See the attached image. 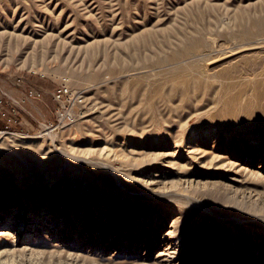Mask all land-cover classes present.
<instances>
[{
    "label": "rangeland",
    "instance_id": "rangeland-1",
    "mask_svg": "<svg viewBox=\"0 0 264 264\" xmlns=\"http://www.w3.org/2000/svg\"><path fill=\"white\" fill-rule=\"evenodd\" d=\"M259 22L264 0H0V85L41 91L0 135V264H264Z\"/></svg>",
    "mask_w": 264,
    "mask_h": 264
},
{
    "label": "built area",
    "instance_id": "built-area-1",
    "mask_svg": "<svg viewBox=\"0 0 264 264\" xmlns=\"http://www.w3.org/2000/svg\"><path fill=\"white\" fill-rule=\"evenodd\" d=\"M16 86L21 85V80L17 79ZM66 89H58L64 92ZM60 94H58L59 96ZM41 96V91L37 88H30L25 91L21 98L11 97V95L0 85V135L10 130L11 127L20 123L19 110L23 108V102ZM59 100L58 98H56Z\"/></svg>",
    "mask_w": 264,
    "mask_h": 264
},
{
    "label": "bare ground",
    "instance_id": "bare-ground-1",
    "mask_svg": "<svg viewBox=\"0 0 264 264\" xmlns=\"http://www.w3.org/2000/svg\"><path fill=\"white\" fill-rule=\"evenodd\" d=\"M262 21V20H261ZM260 23H262V22H259V24ZM258 24V25H259ZM263 25H264V23H262ZM239 26V25H238ZM245 28V27H244ZM252 28H253V26H252ZM257 28H259V26L257 27ZM263 29V30H262ZM262 29H260V30H262V31H264V28H262ZM247 32V31H246ZM244 34V33H243ZM251 63H249L248 65H250ZM252 70H254L256 67L255 66H252V67H250ZM235 70V69H234ZM261 71H264V67L261 69ZM230 74V72L229 71H226L225 73H224V75L225 74ZM180 76V75H179ZM182 82H183V84H182V82H180L182 85H181V88L183 89V90H187V88L189 87V84H191V81H190V79H186L185 77H183L182 78V80H181ZM264 84V79L263 80H259V81H255V82H253V83H251V84H255V85H257V88H254V94H252L251 96H256L257 95V97H256V99L253 101V102H251V103H261V100H263V103H262V105H261V107L262 108H264V88H261L258 84ZM235 83H232L231 85H234ZM208 85V84H207ZM241 89H243L244 90V88L242 87V88H240V89H238V90H241ZM237 98V93H235L234 95H231V100H235ZM248 103V102H247ZM248 117V120L250 119L249 118V116H247ZM254 119L253 120H255L257 123H264V115L261 113V112H258V114L256 113V115L253 117ZM264 125V124H263Z\"/></svg>",
    "mask_w": 264,
    "mask_h": 264
},
{
    "label": "trees",
    "instance_id": "trees-1",
    "mask_svg": "<svg viewBox=\"0 0 264 264\" xmlns=\"http://www.w3.org/2000/svg\"><path fill=\"white\" fill-rule=\"evenodd\" d=\"M2 126V123L0 122V127Z\"/></svg>",
    "mask_w": 264,
    "mask_h": 264
}]
</instances>
